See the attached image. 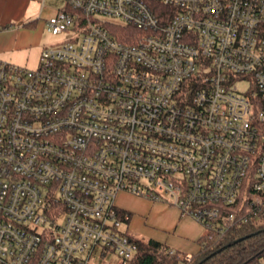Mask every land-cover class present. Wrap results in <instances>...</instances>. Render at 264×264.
<instances>
[{"label":"built area","instance_id":"obj_1","mask_svg":"<svg viewBox=\"0 0 264 264\" xmlns=\"http://www.w3.org/2000/svg\"><path fill=\"white\" fill-rule=\"evenodd\" d=\"M65 1L74 39L0 58V264H140L120 192L173 200L201 248L259 224L264 0Z\"/></svg>","mask_w":264,"mask_h":264},{"label":"rangeland","instance_id":"obj_2","mask_svg":"<svg viewBox=\"0 0 264 264\" xmlns=\"http://www.w3.org/2000/svg\"><path fill=\"white\" fill-rule=\"evenodd\" d=\"M59 4L63 0L57 1ZM56 13H42L32 28L21 33L23 39L20 59L6 62L28 68H36L42 49L58 46L66 40L74 39L71 33L54 34L48 29L47 21ZM28 48V49H27ZM30 55L29 60L25 59ZM239 87L243 84L238 83ZM116 204L131 212V217L123 223V230L140 239H155L182 254H197L204 239V227L190 215H183L171 199L151 200L128 192H120Z\"/></svg>","mask_w":264,"mask_h":264},{"label":"trees","instance_id":"obj_3","mask_svg":"<svg viewBox=\"0 0 264 264\" xmlns=\"http://www.w3.org/2000/svg\"><path fill=\"white\" fill-rule=\"evenodd\" d=\"M129 220L131 212L123 209ZM241 239V240H240ZM140 264H180L179 252L170 253V246L155 239H139ZM264 257V214L259 224L249 223L232 229L219 241L209 242L191 260L183 264H254Z\"/></svg>","mask_w":264,"mask_h":264},{"label":"crops","instance_id":"obj_4","mask_svg":"<svg viewBox=\"0 0 264 264\" xmlns=\"http://www.w3.org/2000/svg\"><path fill=\"white\" fill-rule=\"evenodd\" d=\"M58 0H0V58L7 61L22 60L21 33L38 23L43 13H57L64 9ZM28 49V48H27ZM30 55L25 59L29 60ZM39 64V63H38Z\"/></svg>","mask_w":264,"mask_h":264},{"label":"water","instance_id":"obj_5","mask_svg":"<svg viewBox=\"0 0 264 264\" xmlns=\"http://www.w3.org/2000/svg\"><path fill=\"white\" fill-rule=\"evenodd\" d=\"M241 240V239H240Z\"/></svg>","mask_w":264,"mask_h":264}]
</instances>
